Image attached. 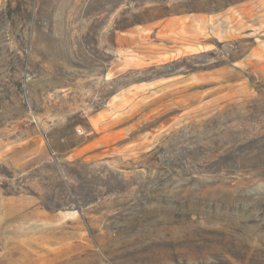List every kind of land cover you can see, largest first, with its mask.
Instances as JSON below:
<instances>
[{"label":"rangeland","instance_id":"374dc122","mask_svg":"<svg viewBox=\"0 0 264 264\" xmlns=\"http://www.w3.org/2000/svg\"><path fill=\"white\" fill-rule=\"evenodd\" d=\"M243 1L0 0V264H264L262 173L207 176L231 186L211 196L223 209L129 230L137 211L180 196L184 179L170 176L167 189L163 163L264 145V77L240 65L251 30L194 56L110 70L115 30ZM193 67L203 71L195 97L198 86L180 85ZM213 68L226 73H204Z\"/></svg>","mask_w":264,"mask_h":264},{"label":"crops","instance_id":"0c3cea01","mask_svg":"<svg viewBox=\"0 0 264 264\" xmlns=\"http://www.w3.org/2000/svg\"><path fill=\"white\" fill-rule=\"evenodd\" d=\"M239 15L250 17L243 21L238 18ZM245 28L251 30L249 36L253 39V43L246 55L240 59V65L251 68L253 74L261 79L264 77V40H261V34H264V0L243 1L209 14L199 9L186 8L166 14L153 22L115 30L114 49L118 58L110 70L111 73L118 75L147 65V62L201 54L207 48L212 49L219 40L227 42L235 36L245 35L234 32ZM204 73H209V77L217 78L219 74L225 75L226 70L213 68ZM181 77L183 78L180 85L194 86V88L198 86L197 90L190 92L193 93V97L196 91L198 96L201 95L200 86L203 83L201 67L187 69ZM129 89L133 92L131 88ZM111 99L115 100L116 97L113 96Z\"/></svg>","mask_w":264,"mask_h":264},{"label":"trees","instance_id":"16d2710c","mask_svg":"<svg viewBox=\"0 0 264 264\" xmlns=\"http://www.w3.org/2000/svg\"><path fill=\"white\" fill-rule=\"evenodd\" d=\"M22 100L23 109L28 108L24 98ZM185 157L188 160H184L182 163H163L164 171L168 173L167 178L161 182L165 183V187L169 189L173 182L170 176L178 175L183 181L179 183L176 193H179V197H168L172 201H168L165 197H160L156 203H160L158 211L153 214L141 218L142 212L137 211L134 219L136 223L131 226L129 230L140 234L143 231H147L149 225L152 222L157 224L162 223L161 219L171 215L172 219L180 220L182 215H186V219L191 217H197L200 212L209 211L214 212L216 210L223 209L226 204L221 202L217 198H211L213 195H229L231 191L229 187L223 189V186L217 184L218 179H206L207 176H220L226 177L228 180L235 176H242L245 174H264V145L261 147L251 148H232L228 146H221L216 148H200L196 150H185ZM205 178V179H203ZM175 193V194H176ZM184 194V196H183ZM158 197H154L156 200ZM163 198V199H162ZM255 222L253 220L244 223L248 225ZM122 232H124V229ZM241 231V229L239 230ZM219 237H224L223 234H219ZM143 256L150 254L149 248L143 249ZM142 253V250L139 251ZM245 264H256L254 260H242Z\"/></svg>","mask_w":264,"mask_h":264}]
</instances>
